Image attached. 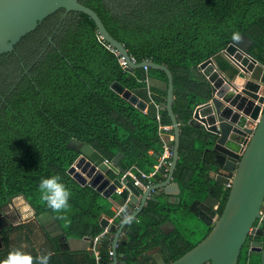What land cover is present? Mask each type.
<instances>
[{
	"label": "trees",
	"instance_id": "trees-1",
	"mask_svg": "<svg viewBox=\"0 0 264 264\" xmlns=\"http://www.w3.org/2000/svg\"><path fill=\"white\" fill-rule=\"evenodd\" d=\"M80 2L98 13L110 34L127 47L136 62L152 60L168 66L173 74V109L181 125L174 178L184 194L174 210L178 208L183 215L179 218V229L166 234L164 240L160 233L150 243L154 247L161 245L164 260L170 263L198 241L187 240L183 233L192 231L188 218L184 217L193 212L190 206L195 196L190 197V192H201L200 197L204 198L207 184L212 182L207 164L212 155L206 151V132L189 125L196 107L213 96V86L200 64L212 57L225 72L228 61L221 52L240 33L254 40L251 53L264 62V1ZM63 12L60 9L46 19ZM68 13L46 52L40 57L37 51L33 58L23 57L28 72L1 90L5 100L0 107V209L23 196L37 215L52 214L65 234L81 238L88 233L98 235L102 230L101 216H111L113 211L110 199L89 185H81L68 173L79 156L77 149L68 146L69 141L76 138L87 142L108 160L122 153L125 170L135 166L149 173L158 163L155 154L163 152L159 125H170L171 119L165 108L157 109L150 99L146 110H141L111 88L117 81L145 99L146 78L160 79L166 83L165 88L150 84L149 89L151 100L161 106L167 96L165 72L124 67L122 57L100 38L88 15ZM168 133H173V129ZM52 174L59 175L71 192L68 209L60 213L47 208L38 189L40 179ZM155 177L161 179L158 174ZM215 192L222 199L219 215L228 189L218 184ZM161 222L148 219L146 227L151 226L152 232L160 231ZM210 229L211 226H206L200 236L204 238ZM7 230H4L6 241ZM263 239L250 235L238 264H251L249 256L254 252L249 244L252 240L262 244ZM51 249L54 253L48 264H96L94 255L63 251L56 244ZM108 250L101 246V260L109 259Z\"/></svg>",
	"mask_w": 264,
	"mask_h": 264
},
{
	"label": "water",
	"instance_id": "water-1",
	"mask_svg": "<svg viewBox=\"0 0 264 264\" xmlns=\"http://www.w3.org/2000/svg\"><path fill=\"white\" fill-rule=\"evenodd\" d=\"M60 9L88 15L94 21L100 38L118 52L129 68L143 69L147 66L161 70L167 76V96L161 107L167 110L174 132L169 172L162 181L151 182L146 188L126 182L121 197L126 199L130 195L127 209L131 211L128 216L132 219L131 222L126 218L121 222L115 220L111 224L110 234L102 237V245L111 248L113 254L109 259L101 260L103 264H166L161 252L152 253L154 246L150 244L145 246V253L137 257L136 246L124 238H136L138 232L132 224L136 222L140 228H147L148 219L150 222L154 219L162 221L159 225L161 232L170 226L172 231L177 228L172 219H166L174 212L168 209L167 204L181 203L184 198L179 182L174 180L180 155L181 125L173 109V74L164 64L133 60L127 47L110 34L98 13L80 0H0V55L13 51L23 37ZM253 45L254 40L246 33L233 37L221 52L228 61L225 72L218 69L212 57L200 64V69L213 86V96L196 107L189 125L206 132V151L212 153V160L208 161L212 182L207 184L204 198L195 190L189 196H198L191 209L197 205L202 207L201 213L211 219L208 223L211 229L193 247L167 264H238L248 237H264V217L261 215L264 211V62L253 57ZM250 82L259 89H252ZM111 88L139 109L146 110V101L119 82H113ZM68 146L79 151L68 173L81 185H89L105 198L112 199L115 189L123 187L119 177L125 171L121 164L124 155L118 153L114 159L108 160L92 145L76 138H72ZM159 156L155 154L156 158ZM218 184H229V189L223 210L214 220V207L221 205V199L215 195ZM258 219H262V226L256 229ZM107 222L106 217H102L100 227H105ZM9 225L8 217L0 209V259L4 250L3 231ZM61 238L62 241L67 240L65 235ZM85 239L89 241L88 252L93 255L94 236ZM252 251L260 254L261 264H264V243L253 247Z\"/></svg>",
	"mask_w": 264,
	"mask_h": 264
},
{
	"label": "crops",
	"instance_id": "crops-1",
	"mask_svg": "<svg viewBox=\"0 0 264 264\" xmlns=\"http://www.w3.org/2000/svg\"><path fill=\"white\" fill-rule=\"evenodd\" d=\"M218 69L221 71L219 66H218ZM150 84L160 89H163L166 87V83L157 78H151L149 81V86ZM145 96L146 98L145 99L142 98V99L146 101L147 106L150 103H153V100H151L150 89H148V91L145 93ZM147 99L148 100L150 99V103H148ZM173 135H174V132H173ZM190 149H192V147ZM209 153L212 155L211 152ZM158 175L161 177V179L154 177L152 179V182L162 181L165 178L163 177L162 173H159ZM174 180L177 181L175 178ZM180 188L182 191L181 185H180ZM110 201H111V210L114 211L116 205L122 201V197L120 196L119 201H115L112 197ZM177 204H178L177 202L174 204H167L168 209H171L174 212H172V216L166 217V219H169V218L172 219V221L177 227L176 230L181 227L179 224V218L180 216L183 215V214H180L179 209L176 208V206L175 208L177 210H174V205H177ZM200 209L201 208L199 206H195L194 208H192L193 212H191L189 217L188 215L184 216L188 218L187 220H189L190 224L188 223V228H191L193 226L195 228V231L191 233L184 230L183 233L185 237H187V240H192V237H195L198 234L201 235V231H203V229L206 226H208L206 223V218L200 212ZM4 212L6 216L8 217L10 225L7 227V229L9 228V230H7V232L5 233L7 235L8 241H6V237H4L3 239L4 250L1 252L3 259L13 249H20L22 252H26L33 256L34 258L33 264H37V262L35 261V257L38 255H43V254H49V261H51L52 257H50V255L54 253L53 249H51V246H54L55 244L59 247L60 245H62V247L60 248L63 251L82 252V253L89 254L88 252L89 241L86 240L85 237L90 236L91 233H88L81 238H73V237L68 236L67 234L64 233V231L62 230L60 225L56 222L52 214L45 212V213L37 215L35 213V210L24 199L23 196H18L14 198L9 204V206L6 208V211ZM103 216H106V215H102L101 218ZM207 220L211 221L210 218ZM171 232H173L171 226L167 228L165 231H162V233H171ZM152 233L156 237L158 234H160V231H156ZM63 235L67 237L66 241L61 240L62 239L61 237ZM263 243H264V239H263L262 244L257 243V245L261 246L263 245ZM160 246L161 245L155 246L152 250V253L156 251L161 252ZM254 253H257V252H254ZM251 260H252V255L250 257V263L253 264ZM260 262H261V258H260ZM153 264H155V262Z\"/></svg>",
	"mask_w": 264,
	"mask_h": 264
},
{
	"label": "flooded vegetation",
	"instance_id": "flooded-vegetation-1",
	"mask_svg": "<svg viewBox=\"0 0 264 264\" xmlns=\"http://www.w3.org/2000/svg\"><path fill=\"white\" fill-rule=\"evenodd\" d=\"M68 15L69 13L65 11L60 15H58L57 17L43 20L38 25L36 31L34 30L33 33L31 34L29 33L28 35H26L23 38L24 40L21 39V41L14 46L13 51L0 55V107L5 100L4 97L1 95V90L3 88H7L8 85L13 81H17L19 77L23 75L24 72L25 73L28 72V69L22 58L27 56H31L33 58L34 52L36 51L38 52L39 57L42 56V54L46 52L49 45L52 43L53 34L57 33L58 29L62 26L63 22L68 18ZM197 197L198 196H195L194 200ZM200 208H201L200 212H202V207ZM204 217L206 218V223L208 225L210 221L207 220V216ZM132 227L135 229V231L138 232V236L136 238L126 236L124 239L130 243H133V245L136 246V251H138L136 256L138 257L141 256L143 253H145L146 251L145 246L150 244L155 236L152 233L151 227L145 230V228H140V226H138L135 223L132 224ZM160 233L162 235L161 240H164L165 235L169 234V233H162L161 231ZM3 235H4V231H3ZM255 246H258L257 242H255Z\"/></svg>",
	"mask_w": 264,
	"mask_h": 264
},
{
	"label": "built area",
	"instance_id": "built-area-1",
	"mask_svg": "<svg viewBox=\"0 0 264 264\" xmlns=\"http://www.w3.org/2000/svg\"><path fill=\"white\" fill-rule=\"evenodd\" d=\"M134 60V59H133ZM121 63L124 67H128L126 62L121 58ZM145 71H148V67L143 68ZM149 81L150 78H146V83L149 89ZM155 106L157 109L161 108L160 105L155 103ZM157 119L160 121V114L157 113ZM180 124V122H179ZM255 126V123L252 125V127ZM171 129H173V125H159V135L163 141V152L160 154L158 158V163L154 166V169L150 171L149 173L143 172L139 168L132 166L129 169H126L123 173L120 174V181L123 184V187H117L115 189V193L117 195H122L124 192V188L126 187V182L131 181L136 187L140 188H146L151 182L152 179L160 173L161 170H163V177H166L171 164V159L173 155V143H174V135L173 133H168ZM108 161V160H106ZM225 189H229V184L224 185ZM130 203V195L126 199L122 198V201L118 203L115 207V210L113 211V215L111 216H103L107 219V225L105 227H102L101 232L94 236V243H93V255L96 259V264H100L101 261V245H102V237L110 234V226L114 223L115 220H119L120 222L126 218L131 211H129L127 208L129 207ZM214 210L216 211V216L214 217V220L218 216V210L219 206L216 205L214 207ZM262 217H264V211H261ZM262 226V219H258L255 223L256 229ZM254 236V235H252ZM255 246V242L252 240L249 244V249L252 251V248ZM113 254L111 248L109 249V256L111 257ZM204 264H210L209 262H206Z\"/></svg>",
	"mask_w": 264,
	"mask_h": 264
},
{
	"label": "clouds",
	"instance_id": "clouds-1",
	"mask_svg": "<svg viewBox=\"0 0 264 264\" xmlns=\"http://www.w3.org/2000/svg\"><path fill=\"white\" fill-rule=\"evenodd\" d=\"M41 199L45 202L47 208L53 212L60 213L69 207V198L71 192L69 188L61 181L57 174L42 177L38 184ZM126 219L131 222V217ZM33 256L20 249H13L7 256L0 260V264H33ZM37 264H48L49 254L38 255L35 257Z\"/></svg>",
	"mask_w": 264,
	"mask_h": 264
},
{
	"label": "rangeland",
	"instance_id": "rangeland-1",
	"mask_svg": "<svg viewBox=\"0 0 264 264\" xmlns=\"http://www.w3.org/2000/svg\"><path fill=\"white\" fill-rule=\"evenodd\" d=\"M218 67V66H217ZM229 74V73H228ZM227 74V75H228ZM229 77L230 78H232V76H231V74H229ZM113 199L115 200V201H119L120 200V196L119 195H117V194H114L113 195ZM8 207V206H7ZM6 207V208H7ZM6 208H4V211H6ZM190 224V223H189ZM192 228V231L191 232H193V231H195V228H194V226L193 227H191ZM201 239H203V237L202 236H200L199 234L198 235H196L195 237H192V241H197L196 243H198ZM195 243V244H196ZM251 256H249V258H250ZM251 262L253 263V264H260L261 262H260V257H259V254L258 253H253L252 254V260H251Z\"/></svg>",
	"mask_w": 264,
	"mask_h": 264
},
{
	"label": "bare ground",
	"instance_id": "bare-ground-1",
	"mask_svg": "<svg viewBox=\"0 0 264 264\" xmlns=\"http://www.w3.org/2000/svg\"><path fill=\"white\" fill-rule=\"evenodd\" d=\"M249 86L254 89V90H258L259 88L252 82L249 83Z\"/></svg>",
	"mask_w": 264,
	"mask_h": 264
}]
</instances>
